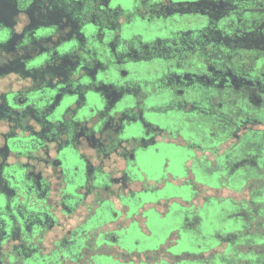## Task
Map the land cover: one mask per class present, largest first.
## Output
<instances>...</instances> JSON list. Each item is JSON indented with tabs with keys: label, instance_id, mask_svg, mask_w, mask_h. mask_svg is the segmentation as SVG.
<instances>
[{
	"label": "flooded vegetation",
	"instance_id": "af4514ba",
	"mask_svg": "<svg viewBox=\"0 0 264 264\" xmlns=\"http://www.w3.org/2000/svg\"><path fill=\"white\" fill-rule=\"evenodd\" d=\"M0 264H264V0H0Z\"/></svg>",
	"mask_w": 264,
	"mask_h": 264
},
{
	"label": "rangeland",
	"instance_id": "374dc122",
	"mask_svg": "<svg viewBox=\"0 0 264 264\" xmlns=\"http://www.w3.org/2000/svg\"><path fill=\"white\" fill-rule=\"evenodd\" d=\"M197 176H198V178H200V179H204V176L202 175V173H198L197 174ZM231 196H232V198H234L235 200H240V199H242V197L245 195H243V194H241V193H231L230 194Z\"/></svg>",
	"mask_w": 264,
	"mask_h": 264
}]
</instances>
